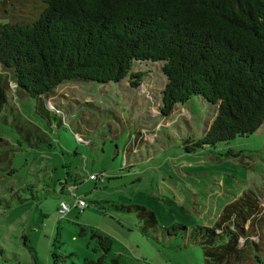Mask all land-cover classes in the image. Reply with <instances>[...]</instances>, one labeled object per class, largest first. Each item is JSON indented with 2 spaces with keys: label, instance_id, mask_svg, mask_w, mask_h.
Masks as SVG:
<instances>
[{
  "label": "rangeland",
  "instance_id": "374dc122",
  "mask_svg": "<svg viewBox=\"0 0 264 264\" xmlns=\"http://www.w3.org/2000/svg\"><path fill=\"white\" fill-rule=\"evenodd\" d=\"M160 67L135 63L133 71L144 72L136 89L128 78L65 82L46 99L59 109L49 116L38 111L36 98L17 95L8 72L0 70L13 108L6 106L0 118V136L9 143V150L0 147V264H56L54 243L62 264H82L98 252L80 226L112 238L105 264H204L199 245L162 228L209 226L245 190L264 206V122L248 136L186 152L185 140L203 135L214 106L192 97L159 114L166 82ZM91 172L103 173L105 181L89 180ZM68 175L88 205L60 216V202L74 201L60 189ZM127 204L152 210L157 227L144 231L136 212L114 206Z\"/></svg>",
  "mask_w": 264,
  "mask_h": 264
},
{
  "label": "trees",
  "instance_id": "16d2710c",
  "mask_svg": "<svg viewBox=\"0 0 264 264\" xmlns=\"http://www.w3.org/2000/svg\"><path fill=\"white\" fill-rule=\"evenodd\" d=\"M135 63L161 65L166 82L159 114L192 97L214 106L203 135L185 140L186 152L248 136L264 122V0H0V70L8 72L17 95L38 100L44 116L58 113L46 99L65 82L128 78L136 89L144 72L133 71ZM7 90L0 74V118L6 106L13 110ZM8 145L0 136V147ZM69 182L76 179L68 175L61 192ZM114 206L136 212L144 231L158 225L143 205ZM162 229L199 245L204 264L264 263V206L252 190L226 203L209 226L175 222ZM87 233L98 256L82 264H105L112 238L80 226V234ZM53 245L52 257L62 264Z\"/></svg>",
  "mask_w": 264,
  "mask_h": 264
},
{
  "label": "built area",
  "instance_id": "2783aa9c",
  "mask_svg": "<svg viewBox=\"0 0 264 264\" xmlns=\"http://www.w3.org/2000/svg\"><path fill=\"white\" fill-rule=\"evenodd\" d=\"M79 140L81 138L77 137ZM105 178L103 173H89L88 179L89 180H103ZM77 188V184L70 183L65 186V189L67 193H70L74 197V201L72 204L65 203L64 201L60 202V204L57 207V212L60 216H65L68 212L71 211L72 207H78L80 210H83L85 207H87L88 203L87 201L76 195L75 190Z\"/></svg>",
  "mask_w": 264,
  "mask_h": 264
},
{
  "label": "crops",
  "instance_id": "0c3cea01",
  "mask_svg": "<svg viewBox=\"0 0 264 264\" xmlns=\"http://www.w3.org/2000/svg\"><path fill=\"white\" fill-rule=\"evenodd\" d=\"M5 78V77H4ZM224 206V205H223Z\"/></svg>",
  "mask_w": 264,
  "mask_h": 264
}]
</instances>
